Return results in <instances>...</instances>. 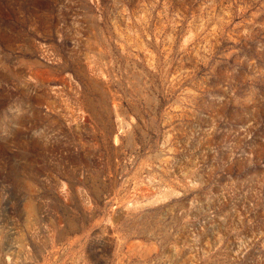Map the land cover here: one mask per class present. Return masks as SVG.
Instances as JSON below:
<instances>
[{
    "label": "rangeland",
    "instance_id": "rangeland-1",
    "mask_svg": "<svg viewBox=\"0 0 264 264\" xmlns=\"http://www.w3.org/2000/svg\"><path fill=\"white\" fill-rule=\"evenodd\" d=\"M0 264H264V0H0Z\"/></svg>",
    "mask_w": 264,
    "mask_h": 264
}]
</instances>
